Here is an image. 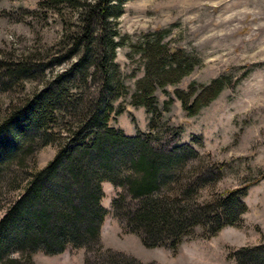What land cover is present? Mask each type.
<instances>
[{"label":"rangeland","instance_id":"rangeland-1","mask_svg":"<svg viewBox=\"0 0 264 264\" xmlns=\"http://www.w3.org/2000/svg\"><path fill=\"white\" fill-rule=\"evenodd\" d=\"M43 1H0V61L24 63L36 79L18 81V77L11 79L0 71V120L31 97L44 75L49 78L69 66L66 63L42 73L48 58L64 50L65 42L77 30L79 11L65 4L40 8ZM117 28L124 44L117 49L116 64L127 94L114 103L116 112L122 113L115 112L111 124L129 137L153 132L151 126L156 125L166 133V146L177 142L180 147H190L180 153L188 154L187 149L195 152L182 169L174 171L170 166L158 174L159 183L165 176H181V186H198L194 192L186 196L183 187L171 184L163 187L161 194L171 197L177 189L176 197L185 196L192 212L231 191L247 188L242 200L246 210L236 214L234 225L224 226L212 236L201 224L176 249L150 247L138 235L127 232L116 217L112 202L121 189L105 182L102 205L108 215L101 245L109 253L97 252L96 259L91 253L88 264H112L107 258L110 253L133 258L138 264H264V0H130ZM160 33L167 55L180 54L191 69L175 85L156 86L154 100L148 103L155 106L153 112V106L133 103L137 82L145 77L148 63L135 52L150 36ZM217 80L224 86L218 97L189 115L177 93L195 92L191 104ZM13 137L22 144L9 159H0V219L23 192L29 174L45 168L57 153L55 145L42 146L38 135L32 136L31 143L21 141L18 133ZM169 149L166 152L170 153ZM193 170L197 171L192 178ZM212 178L215 182L204 185ZM236 211L241 208L232 206L231 212ZM10 255L16 258L19 253ZM87 255L85 249L69 246L56 256L38 252L34 261L86 264Z\"/></svg>","mask_w":264,"mask_h":264},{"label":"trees","instance_id":"trees-1","mask_svg":"<svg viewBox=\"0 0 264 264\" xmlns=\"http://www.w3.org/2000/svg\"><path fill=\"white\" fill-rule=\"evenodd\" d=\"M127 1L45 0L39 4L40 8L65 4L76 9L80 24L65 42L64 50L48 58L42 73L66 63L69 66L49 78L44 75L31 97L0 120V159H9L22 144L13 133L26 143L38 135L42 146H57L53 160L29 174L23 192L0 219V264H36V253L56 256L69 246L87 251L86 264L91 253H95V259L99 258L97 252L109 253L101 245L108 215L102 205L105 182L121 189L112 202L116 217L127 232L138 235L150 247L176 249L201 224L210 229L212 236L224 226L234 225L236 214L246 210L242 200L247 188L231 191L192 212L185 196V200L183 195L176 197L177 189L171 197L161 194L160 190L171 184L183 187L186 196L194 192L198 187L195 183L181 186V176L173 175L159 183L158 174L170 166L174 171L182 169L195 152L187 149L188 154L180 153L190 147H180L177 142L166 146V133L156 125L151 126L153 132L129 137L111 124L116 112L114 103L127 94L116 64L117 49L124 44L119 39L118 21ZM162 35L150 36L135 52L148 60L145 77L137 82L133 95L135 105L152 107L148 103L154 100L156 86L175 85L191 69L180 54L167 55L160 43ZM0 71L11 79L18 77V81H36L24 63L0 61ZM222 87L221 81H214L191 104L195 92H178L177 96L189 115H195L218 97ZM118 167L122 170L116 171ZM196 171L190 172L192 178ZM197 181L201 185L200 179ZM208 181L204 185L215 179ZM232 206H239L241 211L232 213ZM12 251L19 255L12 257ZM107 258L112 264H138L120 254L110 253Z\"/></svg>","mask_w":264,"mask_h":264}]
</instances>
